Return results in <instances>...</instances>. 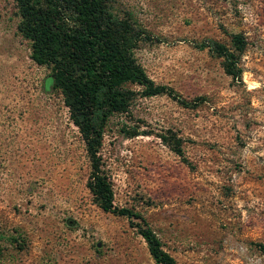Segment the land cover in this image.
Listing matches in <instances>:
<instances>
[{"label": "rangeland", "instance_id": "1", "mask_svg": "<svg viewBox=\"0 0 264 264\" xmlns=\"http://www.w3.org/2000/svg\"><path fill=\"white\" fill-rule=\"evenodd\" d=\"M109 1L145 33L134 56L147 76L203 98L138 95L110 117L98 155L114 205L142 215L176 264H264V0ZM19 21L0 0V264H156L126 217L93 202L84 142ZM236 34L235 80L200 46L233 49Z\"/></svg>", "mask_w": 264, "mask_h": 264}, {"label": "trees", "instance_id": "2", "mask_svg": "<svg viewBox=\"0 0 264 264\" xmlns=\"http://www.w3.org/2000/svg\"><path fill=\"white\" fill-rule=\"evenodd\" d=\"M13 1L20 16L18 31L30 42V58L51 70L53 86L61 92L84 142L90 161L86 187L93 202L105 213L126 217L156 264H176L142 215L114 205L111 181L101 169L98 152L110 117L126 113L138 95H166L185 108L198 106L203 98L185 100L147 76L134 56L145 33L130 18L116 15L109 0ZM232 41L233 49L213 41L200 47L222 58L225 73L236 80L241 77L238 55L245 40L236 34ZM171 149L183 156L178 143Z\"/></svg>", "mask_w": 264, "mask_h": 264}]
</instances>
